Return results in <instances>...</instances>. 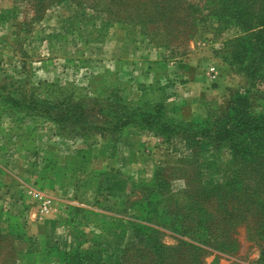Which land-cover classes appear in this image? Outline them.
I'll use <instances>...</instances> for the list:
<instances>
[{
    "label": "rangeland",
    "instance_id": "obj_1",
    "mask_svg": "<svg viewBox=\"0 0 264 264\" xmlns=\"http://www.w3.org/2000/svg\"><path fill=\"white\" fill-rule=\"evenodd\" d=\"M176 1L184 10L180 18L190 16V28H196L185 48L165 38L181 23L164 25L160 13L152 15L161 0H0V118L25 117L43 141L57 139L58 158L83 162L85 173L101 170L107 162L102 158L111 161L123 144L140 152L135 168L150 169L143 161L147 155L154 161L151 174L113 167L103 178V200L112 184L124 195L122 241L86 238L81 228H70L62 241V252L74 254L67 264H264V239L255 235L252 214L239 212L249 208L250 198L238 193L234 178L245 168V186L253 188L254 164L236 158L227 144L205 148L197 131L180 123L184 97L190 113L204 118L203 126L215 122L210 131L232 122L236 105L246 115H264V75L249 73L253 39L238 24L218 18L215 0ZM255 2L257 11L262 1ZM141 4L150 11L139 22L135 8ZM186 64L218 92L203 95L196 88L189 99L184 85L193 74L184 72ZM152 84L148 99L158 109L144 112L158 119L136 115L137 127H123L142 100L138 86ZM135 132L155 138L136 140ZM107 202L103 208L109 210ZM4 217L0 202L1 234L7 230ZM150 228L159 235V252L146 246L148 233H156ZM3 236L0 264H27L31 238Z\"/></svg>",
    "mask_w": 264,
    "mask_h": 264
},
{
    "label": "crops",
    "instance_id": "obj_2",
    "mask_svg": "<svg viewBox=\"0 0 264 264\" xmlns=\"http://www.w3.org/2000/svg\"><path fill=\"white\" fill-rule=\"evenodd\" d=\"M191 66L186 64L183 68L185 73L193 74L184 85L189 90L185 92L187 97L193 98L190 95L196 88L203 95L217 93L218 89L213 87L209 90L203 78L195 77L198 73ZM203 95L199 101L205 108L208 101L204 100ZM186 102L188 98L184 97L183 119L201 122L204 118L190 113V106ZM25 121L27 120L0 118V202L4 207L9 229H13L16 223L26 226V235L31 238L33 246L28 248L27 264H61L62 241L69 229L77 226L84 231L87 238L122 241L117 225L118 222L126 220L121 214L122 210H126L122 205L124 195L119 189H114L115 184H112L106 193V200H103L104 197L99 194L101 177L95 174L101 173L100 171L112 173L113 167L123 174H151L155 168L153 158L147 155L143 159L150 165V169L144 170L140 166L135 168V163L139 165V156H142L140 152H129L125 148L127 144H123L124 147L120 148V152L111 161L102 158L107 162H103L101 170L93 174L85 173L79 169L82 166L74 158H58L59 143L55 137L48 142L43 141L40 132L33 125H25ZM142 135L155 138L149 132H135L134 138L137 140ZM76 155L82 158L84 153ZM92 160L96 159L93 157ZM127 161L132 164L128 165ZM46 201L50 204L48 211L43 214L41 208ZM104 201H108L109 210L103 208ZM146 209L151 212L153 207ZM35 247L37 250H34Z\"/></svg>",
    "mask_w": 264,
    "mask_h": 264
},
{
    "label": "trees",
    "instance_id": "obj_3",
    "mask_svg": "<svg viewBox=\"0 0 264 264\" xmlns=\"http://www.w3.org/2000/svg\"><path fill=\"white\" fill-rule=\"evenodd\" d=\"M261 1L262 4L259 6V10L257 11H255L254 7L259 3L255 2V0H215L217 6L213 9L220 20L224 21L225 23L233 22L235 26H237L238 24V27L244 29L245 33L250 34V38L253 39V42H251L250 44V48L247 50V52L250 53L249 73L252 78L259 74L264 75V0ZM141 5L142 6H140L139 8H135L138 12V16L140 17L139 22H142V17L146 14V12L150 11L144 8L145 4ZM119 7H121V5ZM159 7L162 8H155V10H152L155 11L152 13L153 16L156 14V11L160 13L158 22L159 20H161L160 22L164 25H167V23H170L172 25L174 23H181L180 25H178L179 30H177V32H174L172 34L168 33L165 38H168V42L171 41V37L177 39L180 43L176 44V46L185 48L187 41L189 39H192L193 34L196 32V28H194V26H191L190 28V16L186 17L185 15V17L180 18L183 15L184 10L179 8L181 7V5L178 4L176 0H161V2L159 3ZM129 13L130 12H122L123 15H128ZM128 21L131 22L129 19ZM241 52H244V54L246 55V50ZM154 87L155 85L153 84L148 87L143 85L138 86V90H140V92L142 93V100L143 98H145V101L143 100V102H141V100L138 104V108H131L134 111V114L127 116L125 122L121 124L123 127L131 125L137 127L138 122L134 119L136 115H139V117H143L146 114L144 117L147 116L149 119H158L157 114L155 115L156 117H153V114L144 112H151L150 110L152 109H158L157 104L151 103L148 99L150 96L149 92L152 93ZM157 111L158 110H155L154 112ZM230 111H232V115L235 116L234 119L231 120L232 122L226 124L224 127H220L218 130L213 129V131H210L209 126H215V122L205 121V124L203 126L202 124L204 122V119L201 122H194L193 124L182 119V122L180 123L185 125V127L194 128L197 131L195 138L198 137V141H202L205 148L208 147L209 143H211L213 149L219 150L220 146H217V144H227L233 150L234 156H236V158L239 159L241 157L243 159L242 161L245 164H254L255 170L253 171V188H249L247 190L245 186V168H241L240 166V170L237 169V172L234 173V178H236L235 184H237V186L239 187L238 193L243 194L242 192L244 191V194H248L250 198L249 208L239 210V212L242 214H252V221H254L255 224L253 227V229H255V235L256 237H258V239L262 240L264 239V160H260L259 157L260 155H262V152H264V115H252L248 112V115H246L239 105H236V107L232 108V110ZM245 116L248 117L244 118ZM23 119L26 118H18V120ZM142 122L144 121L142 120ZM143 126L145 128H148L147 125ZM240 139H242V142H240ZM244 141H249V144L243 145ZM81 159L84 160V157H82ZM78 163H80L82 166L79 169L83 170L84 163ZM109 174V172H101L95 174L98 175V177H101V181L99 183V194H101L104 190L102 189L103 178L109 177ZM108 189L109 188L107 187L106 190L108 191ZM225 200L227 201L229 199L225 198ZM209 204H211V202ZM241 217V215L238 216L236 220H240ZM4 222L6 223V219H4ZM118 223L119 225H117V228L121 229V221ZM14 226L15 227L13 229H9L8 227H6V232H3L2 234L0 233V238H4L5 236L3 235H6V238L26 237V230L22 224L16 223ZM150 231L156 233H148L149 238H147L148 242L146 246H152L156 248V252H159L163 248V246L160 245V242L158 241L159 235L157 233V230L150 228ZM95 238L101 239L100 237ZM128 251L133 252L134 249L130 248V250ZM261 253L262 258L264 259V245L262 244ZM19 255L17 254V257ZM26 255L27 254H24L25 257ZM86 256L87 258H89L88 253H86ZM73 257L74 254L71 252H62L61 264H67V261H70V259H72Z\"/></svg>",
    "mask_w": 264,
    "mask_h": 264
},
{
    "label": "built area",
    "instance_id": "obj_4",
    "mask_svg": "<svg viewBox=\"0 0 264 264\" xmlns=\"http://www.w3.org/2000/svg\"><path fill=\"white\" fill-rule=\"evenodd\" d=\"M49 204H50L49 201H46V202L43 204V206H42V208H41V213L44 214V213H46V212L48 211Z\"/></svg>",
    "mask_w": 264,
    "mask_h": 264
}]
</instances>
